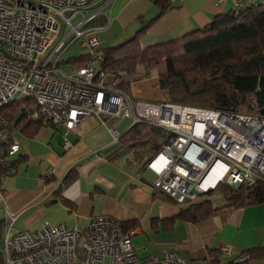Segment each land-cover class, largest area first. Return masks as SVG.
I'll return each instance as SVG.
<instances>
[{
    "label": "built area",
    "instance_id": "2783aa9c",
    "mask_svg": "<svg viewBox=\"0 0 264 264\" xmlns=\"http://www.w3.org/2000/svg\"><path fill=\"white\" fill-rule=\"evenodd\" d=\"M111 1L0 0V166L10 167L19 152L1 107L30 97L36 103L32 118L62 125L65 134L88 116L108 125L115 141V126L123 120L164 130L160 148L147 161L155 175L151 187L181 205L221 182L264 180V117L134 99L116 80L124 72L106 81L95 21ZM244 6L235 3L237 10ZM73 42L87 56L65 71L61 55ZM1 180L0 175V200ZM8 218L0 241L6 264H190L174 252L139 259L131 233L109 215L91 217L84 228L44 222L21 231L11 230L14 217Z\"/></svg>",
    "mask_w": 264,
    "mask_h": 264
},
{
    "label": "crops",
    "instance_id": "0c3cea01",
    "mask_svg": "<svg viewBox=\"0 0 264 264\" xmlns=\"http://www.w3.org/2000/svg\"><path fill=\"white\" fill-rule=\"evenodd\" d=\"M154 2L112 0L95 23L100 25V32L122 35L126 41L141 26L140 19L157 16L159 7ZM236 2L247 6L264 0H168L164 13L148 27L139 43L151 47L201 30L215 16L235 10ZM161 72L139 65L130 79L124 74L117 82L128 80L125 90L134 99L165 101L169 99L168 93L158 85ZM126 121L115 126L120 135L125 130L120 131L117 126ZM20 130L17 127L14 134L24 161L14 174L1 180L0 221L7 224L8 217L13 216L11 230H37L44 222L84 228L91 217L109 215L122 223L137 221L130 237L139 259L161 258L165 252H174L190 264H213L214 259L220 264H264V256H247L248 250L264 247V204L217 213L196 222L176 219L178 210L186 203L181 205L164 194L158 195L151 187L155 175L147 166L140 171L126 157L109 159L118 141L112 140L110 127L98 117L83 118L66 134L62 125L41 126L32 139ZM65 140L70 143L68 147ZM72 168L77 170L76 179L59 194L67 204L61 198L53 200L55 190ZM146 170L152 179L146 178ZM202 196L197 195L193 202L204 199ZM173 218L170 228L163 227L161 221ZM4 229L0 232L1 240ZM216 250L219 253L213 255L211 251ZM3 253L2 249L0 264H6Z\"/></svg>",
    "mask_w": 264,
    "mask_h": 264
},
{
    "label": "trees",
    "instance_id": "16d2710c",
    "mask_svg": "<svg viewBox=\"0 0 264 264\" xmlns=\"http://www.w3.org/2000/svg\"><path fill=\"white\" fill-rule=\"evenodd\" d=\"M167 1L155 0L154 3L159 7L157 16L149 20L140 19L141 26L132 38L116 46L102 49L98 47L97 51L103 54L100 67L106 73L124 72L126 77L134 75L139 65H144L151 71L164 67L158 75V85L160 89L167 91L169 99L166 101L264 117V3L247 5L240 10L233 9L227 14L217 15L203 29L182 38L142 47L139 39L164 13ZM85 54L87 53L82 52L67 60L72 65L85 59ZM118 84L126 89L128 80ZM35 105L30 97L18 98L1 107L2 117L11 122L12 131L20 127L21 133L32 139L41 126L55 125L40 115L32 118ZM163 137L165 132L161 128L142 122L135 123L119 136L118 147L108 158L113 160L126 157L128 163L137 165L140 171H144L147 161L160 148ZM16 156L9 163L10 167L0 166L1 177L14 174L16 167L24 161L20 151ZM76 176V168L67 172L55 190L53 200L61 198L60 190L69 186ZM156 190L158 195H166L161 190ZM202 197L205 198L195 202L186 201L175 218L196 222L217 213L264 204V180L256 179L251 185L241 183L236 186L221 182ZM218 199L220 205L215 204ZM61 201L67 204L62 198ZM175 218L161 221V224L170 228ZM136 223L137 221L119 222L118 225L123 233H129ZM156 223L155 220L151 224L155 227ZM5 226L6 222L0 221V232ZM211 253L214 255L219 251ZM247 254L249 258L262 257L264 247L248 250ZM212 262L220 264L217 259ZM226 264L235 263L231 261Z\"/></svg>",
    "mask_w": 264,
    "mask_h": 264
},
{
    "label": "rangeland",
    "instance_id": "374dc122",
    "mask_svg": "<svg viewBox=\"0 0 264 264\" xmlns=\"http://www.w3.org/2000/svg\"><path fill=\"white\" fill-rule=\"evenodd\" d=\"M123 36H125V39H126V37H128V35H123ZM98 40H99L98 42L100 44V47L102 49V47H108V46L117 45V43L119 44V42H122V40H124V37L122 38V35H118V34H116V35H109V33H107L106 31H103L102 30L101 32L99 31V33H98ZM82 52H83V49L80 48L79 44L77 42H73L72 46L69 47L63 55H61L62 56V60L64 61L62 63H65L64 67H62V68H64L65 71H69L70 63L67 60V58L68 57H71V56H77L78 54H80ZM159 69L160 70H163L164 67H161ZM113 77H114L113 74L107 73L105 79L108 82H115V78H113ZM134 77L137 78L139 76H134ZM126 78L130 79V77H126ZM116 80H118V79H116ZM160 102H168V103H171V102L166 101V100L165 101H160ZM178 105H180V104H178ZM183 106H185V105H183ZM187 107L200 108V107H193V106H187ZM127 126H129V122L128 121H126L125 123L123 122L122 125L120 124L117 127H118V129L120 131H123V130H126L128 128ZM150 174L151 173L148 172V170H146V174H144V175L146 176L147 179H152V175H150ZM215 201L216 202H220L219 199L218 200H215ZM0 241H1V238H0ZM0 252L2 253V246H1V244H0Z\"/></svg>",
    "mask_w": 264,
    "mask_h": 264
},
{
    "label": "bare ground",
    "instance_id": "6f19581e",
    "mask_svg": "<svg viewBox=\"0 0 264 264\" xmlns=\"http://www.w3.org/2000/svg\"><path fill=\"white\" fill-rule=\"evenodd\" d=\"M183 117V116H182Z\"/></svg>",
    "mask_w": 264,
    "mask_h": 264
}]
</instances>
